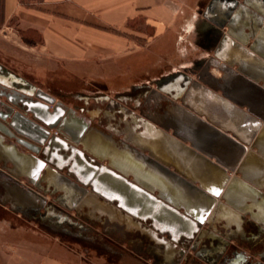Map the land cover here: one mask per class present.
<instances>
[{"label":"crops","instance_id":"0c3cea01","mask_svg":"<svg viewBox=\"0 0 264 264\" xmlns=\"http://www.w3.org/2000/svg\"><path fill=\"white\" fill-rule=\"evenodd\" d=\"M2 1L0 64L61 101L64 132L85 149L80 155L74 146L57 144L60 150L39 155L59 165L65 178L47 193L50 199L56 193L57 206L72 212L83 202L86 222L94 218L99 225V242L78 240L91 249L59 246L27 256L9 246L24 238L0 233V264H176L187 249L181 253L178 243L162 239L170 233L182 240L193 225L150 194H162L166 203L179 204L178 212L196 216L208 199L165 166L210 194L227 191L231 206L241 211L237 217L221 210L231 239L213 256L231 248L239 259L229 264H243L250 253L264 264V0ZM58 70L77 87L57 88L50 74ZM55 90L71 94L75 104L58 99ZM48 121L54 125L48 137L55 136L61 120ZM106 126L119 134L110 135ZM248 137L257 142L256 154H248ZM86 149L99 156L91 159ZM23 150L0 131V164L25 173L27 182L35 166H21ZM246 156L243 171L259 187L239 179ZM109 162L112 172L103 169ZM105 200L140 226L114 209L101 213L108 208ZM8 201L0 198V228L9 209L22 214ZM133 213L155 223L156 234L143 231L144 221ZM251 215L256 221L250 222ZM199 244L192 242L188 252Z\"/></svg>","mask_w":264,"mask_h":264},{"label":"water","instance_id":"95a60500","mask_svg":"<svg viewBox=\"0 0 264 264\" xmlns=\"http://www.w3.org/2000/svg\"><path fill=\"white\" fill-rule=\"evenodd\" d=\"M0 70H1L0 71L1 72L0 73V83L4 85L5 87L11 89L9 90L10 91L9 93L7 92L8 96H10V94L12 93L17 94V91H21L23 95H20V97L25 102V104L28 105L27 109L21 108L20 110H18L16 109V106H17L16 103H14V105L10 104V102H13L11 98L10 99L8 98V100L0 99V103L2 105H6V107H8L9 105L11 109V113H9L8 115L0 114V116L5 120L4 126L0 127V131L3 133H7L6 129H8L9 131L12 130L14 134L10 136L16 137L17 141L20 142L22 146H25V148L28 149V151L23 150L18 155L19 157L18 159L22 161L19 163L23 164L29 161V162L34 163V166H35L33 173H32L33 181L32 180L29 181L30 185H27L22 181V176H25V173L23 175L21 174L22 172H19L16 169H10V167H7L6 163L0 164V173H3V176L2 177L0 176L1 182H2L0 184L3 188V192L2 194H0L1 201L3 203L6 201L9 202L8 200L10 199L4 198L5 197L4 195H7V197L10 196L13 200L16 201V203L22 206V209L24 211L28 208L33 207L35 208L37 213H39L40 215H46L47 218H50L49 215H51L52 217L57 218V220L55 221H58L61 223L66 217L61 216L60 212L55 211L54 208H52L55 205V202H54L55 200H49L47 198L46 189H44L40 183L37 184V181L38 179L40 181L44 180L48 183H52L55 187H62L61 184L64 183L65 178L59 174L61 173L60 171L62 170V168L59 165L57 166L54 165L47 156L39 157V147L40 146L43 147L44 148L43 152L48 153L50 149L52 150V149L58 148L56 147L57 144H60V145L64 144L69 148H72L74 146V148L77 150V152L80 155H83V150L85 149L83 148L82 150L80 148H77L76 144L73 143V140L65 134L64 131H66L65 130L66 126H64V123H63L64 120H63V117L61 116V111H60V106H62L61 101L57 102L54 96L46 92L42 87L26 81L24 77L19 76L15 73H11L10 70H7V69L4 70L1 64H0ZM8 76L9 78H12V79L18 78L17 80H20V82L23 83L24 85H21V86L15 85L12 80H9ZM26 86L30 87L31 90L27 91L25 89ZM54 103H57V105L52 110L50 107L51 105H54ZM69 109L71 112L75 110V108H72V107ZM29 112L32 113V116H29ZM50 118H53L56 120L60 119L61 124L56 125L58 134H56L55 136L48 137V134L51 132V129L54 128V125H52V123L48 121V119ZM261 119L264 120V114L261 115ZM255 122L256 124H259L258 120ZM33 124L35 126L34 132L36 133L38 131L39 132V133L37 132L38 135H35L31 132L32 131L31 126ZM262 124L264 125L263 122ZM106 128L108 129L109 131L108 133H110V135L119 134L117 131L113 130L110 126H106ZM263 129H264V126H263ZM22 135L30 139L25 140L26 138H23ZM247 140H248L247 143L251 144V141L249 139ZM23 141L24 142L29 141L31 144H34L37 147L32 148L30 145H27ZM256 146H257V142L255 141L253 144H251V148H249L248 154L254 153L253 148ZM245 148L246 146L244 147V149ZM86 150L90 153L91 159H93V157L99 156L97 153H95L94 151L90 149L89 150L86 149ZM259 150L261 149L259 148ZM261 151L263 152V150ZM261 158L264 160V157H261ZM247 161L248 160L246 156L243 162L241 163V167L238 168L239 169L238 172L241 173L239 179L240 181L241 180L249 181V183H251L253 187H259L256 183H254L253 181H250L247 175L243 171V166L246 165ZM155 163L158 164V162H155ZM111 165H112L111 162H109V165H107V167L103 166V169L112 172L111 167H110ZM49 166L53 167V171L55 173H51L53 171H49ZM45 168H47V171L42 173V171ZM163 168L169 171L170 174H172L173 176L180 177V179L184 181L185 183L192 184V186L195 187L197 191H199L200 196L203 195L207 197L208 202L206 206L204 207V209H202L200 216H196V215L190 214L189 213L190 211L188 209H185L184 212H181V211L178 212V210L175 208L174 205H179V204H174L170 200H169L170 204L166 203L163 200L164 197L162 196V194H159L158 197L154 196L153 194H150L152 195L153 200H155L157 203L168 207L169 209H171L172 211L178 214H181L185 220H188V222H190L193 225L192 230H190L189 232H186L182 240L180 239L181 237L179 236L174 237V235H171L170 233H168V236L162 240L167 243H171V242L178 243L180 245L182 252L186 251V249L189 248V246L191 245V241L195 239L199 241L200 238L203 239L204 237H207V236H215L223 243H226V241H230L231 239L230 236L225 232V230H220L216 225H214L210 217H212L213 220L215 219L216 223H221V226L225 228L227 227V225H225L222 221L226 222L227 218L224 217L223 214H219V212L225 209L229 212V214H232L237 217H241V211L231 206V203H229L227 197H223V201L219 200L218 192H216L215 194H210L209 192L206 191L205 187L195 186V184L191 181H188L187 178L179 176V174H177L176 172L169 170L168 166H165ZM2 170H5L6 173H4ZM136 180L138 181L137 178ZM78 190H79L78 192L79 194L77 195L79 196L78 198H80L81 196L80 191L82 189L81 190L78 189ZM90 193H91L90 194L91 196L97 198L94 192H90ZM108 199L110 201L112 200L111 198H108ZM82 204L83 202H81L80 205L76 206V210H75L76 214H72V215L68 214V218L75 220V221L82 222V225L83 223H86L85 226H88L90 224L87 225V222H86L87 219L81 220L80 218V216L82 215V212H80V209H82L81 208ZM102 204L108 208L106 210H100L101 213H109V215H111L112 213L111 210L114 209L116 212L124 214L128 219H130L132 224L134 223L135 225L140 226L139 221L134 220V218H131L130 216H128L127 212H123L121 209H118V208L115 209V207L113 206L111 202H107L105 200L102 202ZM11 206L13 208H18L13 202H11ZM93 211H95V209ZM133 214L138 216L144 221L143 223L145 224V226L142 229L143 231L156 234V228L158 227L155 223L147 221L145 217L139 216L136 213H133ZM189 214L191 215V217L188 216ZM206 219L207 221H205ZM252 221H256V219L255 217L251 215L250 222ZM203 223L204 224L207 223L209 225V228H203L202 227ZM146 225L149 228L148 227L146 228Z\"/></svg>","mask_w":264,"mask_h":264},{"label":"flooded vegetation","instance_id":"af4514ba","mask_svg":"<svg viewBox=\"0 0 264 264\" xmlns=\"http://www.w3.org/2000/svg\"><path fill=\"white\" fill-rule=\"evenodd\" d=\"M32 84H35V83H32ZM19 85H21V84H19ZM25 89L27 91L31 90V88L28 87V86H26ZM7 92L8 93L10 92L9 89L6 88L4 85H2L0 83V99L1 100H8V98L9 99L11 98L13 100V102H10V104H13L14 105V103H16L17 104L16 109H18V110H20L21 108L27 109L28 105L25 104V102L21 99V97L18 94H13L12 93V94H10V96H8ZM9 113H11V109H10L9 105H8V107H6V105H2L0 103V114L1 115H8ZM29 116H32V113L31 112H29ZM4 123H5V120L0 116V127L4 126ZM31 127H32V131L31 132L33 134H35V135H38L37 134L38 131L36 133L34 132V130H35L34 124ZM6 130H7V133H5V135H7L8 137H10V135L14 134V132L12 130H10V131L8 129H6ZM23 138H26L25 140L30 139V138H28L26 136H23ZM250 139H251V137L249 138V140ZM24 143H26L27 145H30L32 148L33 147H37L36 145L31 144L29 141H26ZM26 149L27 148H25V150ZM43 150H44V148L40 146L39 147V155H41L43 153ZM51 167L49 166V171H53L52 170L53 167L52 168ZM10 169H12V168H10ZM46 171H47V168H45L42 171V173H44ZM4 173H6V172H4ZM51 173H55V172L53 171ZM25 180H28V181L27 182L25 181L24 183L27 184V185H30L29 184V181H31V180L33 181V178L30 176V177H26ZM43 181H40L38 179L37 184L40 183L42 185V182ZM0 183H2L1 182V178H0ZM51 185H53V184L52 183H47L46 186H43V185L42 186H43L44 189H46L47 192H48V190L50 192V191L53 190L51 188ZM2 192H3V188L0 185V194H2ZM226 192H224V191H222L220 193L218 192V194H219V196H218L219 200L223 201L222 196L223 195L226 196ZM56 195L57 194L54 193V196H52L53 199H50V200H55L56 199L55 198ZM4 196H5L4 198L10 199V202L13 201L14 204L18 208H20V210H22V214L25 217H27V218H29L31 220L36 221L38 224H40L45 229H48L49 231H52L54 233H57V234H59L62 237H69V238H73V239H76V240H79V241L88 240V241H93V242H99V225H97L96 219H94V218H91V219L88 220V221L91 222L90 225H88V223H87L88 226H85L86 223H83V225H82V222L75 221V220H72V219H69L68 218V214L72 215V214H75L76 212H72L70 210L62 209L61 207H58L57 206V204H56L57 201H54L55 202V205L52 208H54L55 211L60 212V215L61 216L66 217V218H64L63 222L60 223L58 221H55V220H57V218H47L46 215H40L39 213H37V211L33 207L28 208V209H26L24 211L22 209V206L19 205L18 203H16V201L13 200L10 196L9 197H7V195H4ZM0 197H1V195H0ZM1 212L3 213L4 211H0V214H1ZM80 212H82V215L80 216L81 220L82 219H86L85 218L86 217L85 215H87V213L84 210H80ZM219 214H222L221 211L219 212ZM49 217H51V215H49ZM207 219L205 221H207ZM210 219H211V221H213V224L216 225L220 230L226 229V227L223 228L221 225H217V223L215 222V219L213 220L212 217H210ZM225 232L228 235H230V229L226 230ZM109 241L112 242L113 240H111L109 238ZM192 242L195 243V245L198 244V243H200L199 244L200 245V248H198V250L197 249L196 250H193V252L192 251L191 252H188L190 246H192ZM224 245H225V243L220 242L219 239L217 237H215V236H207V237H204L203 239L200 238L199 241H197V239H195V240L191 241V245L187 249V252H185L184 255L182 254L181 258L178 256V258H180V259L177 261L176 264H203L206 261H207V263H212V264H229V261H231V260H233L235 258L236 259H239L237 257L232 256L231 253L234 252V250L232 251L231 248H230V250H228L227 252H225V254L223 256H221V257H215V256L212 255L213 252H215L217 249L223 250V248H224L223 246ZM212 247H214V248L212 249ZM169 248H170V246H169ZM235 248L236 247H234V249ZM191 250H192V248H191ZM183 252L181 250V253H183ZM175 253H176V257H177V251H175ZM220 253H221V251H220ZM169 257L170 256H168V258ZM164 264H174V263L172 261H166ZM243 264H262V263H261V261H259L258 259L255 258L254 254L250 253L249 256H247L246 262L244 261Z\"/></svg>","mask_w":264,"mask_h":264},{"label":"rangeland","instance_id":"374dc122","mask_svg":"<svg viewBox=\"0 0 264 264\" xmlns=\"http://www.w3.org/2000/svg\"><path fill=\"white\" fill-rule=\"evenodd\" d=\"M38 2H36L37 4ZM35 4V3H34ZM140 46H144L145 44H139ZM54 79L55 86L58 88H69V87H77L79 83H77L76 80H74V83L69 82L68 80V74L66 71L58 70L56 73L50 74ZM45 83V88L48 82ZM71 83V85H65ZM118 85V84H116ZM49 87V85H48ZM51 87V86H50ZM52 88V87H51ZM55 96H57L58 99H62L63 101H66L68 103H74L73 96L71 94H65L63 92H60L58 90H55ZM54 94V92H53ZM48 199L50 200V195L48 193L46 194ZM74 212V211H73ZM6 221L2 222V228H0V233H6L10 236L20 238H24V240H13L10 241V245L18 246V252L22 254H26L27 256L32 255V253H45L46 251H51L54 247L57 249L63 248L65 250L68 249H77V250H84L86 248H90V245H87L86 243L79 242L76 239L69 238V237H62V236H54L50 233V235L45 231L40 225L38 226L37 222L34 220H31L25 216H23L20 212H11L9 209L7 212ZM76 214V213H75ZM25 239H31V240H25ZM39 240V241H38ZM122 243V242H121ZM39 246V248L37 246ZM11 250V249H9ZM30 259V257H29ZM107 260V259H105ZM110 261V260H109ZM108 263V262H104Z\"/></svg>","mask_w":264,"mask_h":264},{"label":"trees","instance_id":"16d2710c","mask_svg":"<svg viewBox=\"0 0 264 264\" xmlns=\"http://www.w3.org/2000/svg\"><path fill=\"white\" fill-rule=\"evenodd\" d=\"M23 4L25 5H35L36 2H39L41 0H20ZM35 3V4H34ZM2 11H3V1L0 0V23L3 21V16H2Z\"/></svg>","mask_w":264,"mask_h":264},{"label":"bare ground","instance_id":"6f19581e","mask_svg":"<svg viewBox=\"0 0 264 264\" xmlns=\"http://www.w3.org/2000/svg\"><path fill=\"white\" fill-rule=\"evenodd\" d=\"M223 48H224V47H223ZM13 80H15V79H12V81H13ZM13 83H14L15 85H19V83L16 84L15 81H13ZM22 84H23V83H21V85H22ZM23 85H24V84H23ZM15 138H16V137H15ZM21 162H22V161H21ZM28 164H29V165H30V164L33 165L32 162L29 163V161H27L26 163H23V164L21 163V166H22V167L25 166L24 168H25V169H28V168L26 167ZM6 165H7V164H6ZM7 167H9V166L7 165ZM52 170H53V168H52ZM2 171H3V172H6L5 170H2ZM58 173H59V172H58ZM223 197H226V196L223 195L222 198H223ZM228 201H229V200H228ZM229 203H230V201H229ZM173 243H175V242H171V243H168V244H171V245L173 246Z\"/></svg>","mask_w":264,"mask_h":264},{"label":"clouds","instance_id":"9594fccd","mask_svg":"<svg viewBox=\"0 0 264 264\" xmlns=\"http://www.w3.org/2000/svg\"><path fill=\"white\" fill-rule=\"evenodd\" d=\"M192 19L194 20L195 17H193ZM188 26L189 27L191 26V21L188 22ZM178 51H179V55H181V56L187 55V49H185V48H178Z\"/></svg>","mask_w":264,"mask_h":264}]
</instances>
